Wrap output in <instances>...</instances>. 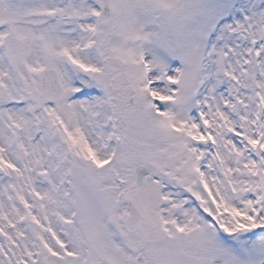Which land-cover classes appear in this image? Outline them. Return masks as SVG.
Segmentation results:
<instances>
[{
    "label": "snow or ice",
    "instance_id": "obj_1",
    "mask_svg": "<svg viewBox=\"0 0 264 264\" xmlns=\"http://www.w3.org/2000/svg\"><path fill=\"white\" fill-rule=\"evenodd\" d=\"M0 264H264V0H0Z\"/></svg>",
    "mask_w": 264,
    "mask_h": 264
}]
</instances>
